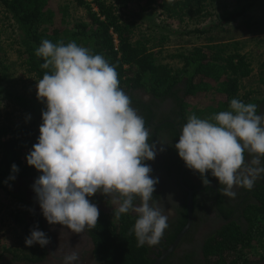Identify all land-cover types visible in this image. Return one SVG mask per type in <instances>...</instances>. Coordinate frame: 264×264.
<instances>
[{
	"label": "clouds",
	"instance_id": "1",
	"mask_svg": "<svg viewBox=\"0 0 264 264\" xmlns=\"http://www.w3.org/2000/svg\"><path fill=\"white\" fill-rule=\"evenodd\" d=\"M35 55L47 70L36 81L37 99L45 108L40 135L26 161L41 173L32 189L43 217L73 234L95 228L99 209L88 198L100 192L117 205L115 219L135 217L130 234L138 247L158 245L169 217L162 199H153L159 178L144 161L155 159L160 143L149 142L150 130L120 88L115 65L74 40L44 39ZM160 145L163 152L165 144ZM174 148L186 167L200 174L203 185L211 183L210 172L223 186L219 194L235 199V189H252L264 174V114H257L256 104L236 98L228 110L208 118L190 114ZM18 171L13 164L12 172ZM49 243L38 225L25 238L27 247ZM53 255L58 264L79 260L77 248Z\"/></svg>",
	"mask_w": 264,
	"mask_h": 264
},
{
	"label": "trees",
	"instance_id": "2",
	"mask_svg": "<svg viewBox=\"0 0 264 264\" xmlns=\"http://www.w3.org/2000/svg\"><path fill=\"white\" fill-rule=\"evenodd\" d=\"M74 1L86 11L88 22L69 27L64 11L58 6L59 0H0L1 7L18 32V49L15 52L18 59H21L24 72L33 78L36 85V81L47 71L40 67L43 59L35 55V49L44 39L53 43L63 40L65 44L74 40L78 45L89 47L94 54L104 56L110 64L115 65L120 88L131 97L132 107L143 117L145 126L150 130L149 142H155L157 130L163 129L168 133V153L173 152L178 156L174 144L178 142L179 131L190 114L208 118L219 111L228 110L231 99H239L242 80L253 72L252 62L246 55L239 53L236 43L229 44L224 37L212 35V29L217 30L220 25H213L205 31L191 32L203 36V42L172 55L171 58L181 64L179 69L172 70L158 60L145 40H134L131 24L123 19L127 14L129 0H114L113 3L106 0ZM135 1L140 3L141 10L157 9L169 18L176 17L181 21L192 14H203L209 0ZM245 30L248 28L245 27ZM8 60V50L0 44V80L11 70ZM138 90L148 95L150 100L144 103L133 97V91ZM0 93L13 98L27 116H35L36 119L28 126L14 124L9 119L0 125V177H5L0 181V187L4 188L5 184L13 181L10 177L25 179L41 175L34 167L28 166L26 156L40 135L41 112L45 105L38 101L36 92L26 97L4 91L0 87ZM166 100L171 101L168 116L159 117V103ZM248 103L257 105V114H264V97ZM166 119L171 122H165L159 129L155 128V125ZM144 163L148 164L149 161ZM182 163L180 159L178 168ZM13 164L18 167V172H12ZM206 176L210 181L215 179L210 172ZM251 196L252 199L246 200L241 209L243 221L225 223L206 236L200 264H248L262 260H251L245 255L256 246L264 253V182ZM89 200L99 209L96 227L86 229L94 244V255L98 263L153 264L152 246L145 244L138 247L135 235L130 234L135 217L127 214L117 220L113 217V208L117 205L111 200L100 203ZM186 223V213L183 217L180 213L177 222L170 224L164 232V241H160L163 249L173 243ZM196 226V223H192L180 243L194 233ZM26 237L28 235L14 249L2 247L0 242V257L7 253L23 255L28 259L35 247L25 245ZM190 258L182 256L180 263L193 264Z\"/></svg>",
	"mask_w": 264,
	"mask_h": 264
},
{
	"label": "rangeland",
	"instance_id": "3",
	"mask_svg": "<svg viewBox=\"0 0 264 264\" xmlns=\"http://www.w3.org/2000/svg\"><path fill=\"white\" fill-rule=\"evenodd\" d=\"M106 2L113 3L114 0ZM127 5V14L123 19L131 24L134 40H145L158 60L172 70L181 67L177 60L171 58L172 55L203 42V36L190 34L191 32L205 31L213 25H220L219 29H212V35L224 37L227 39L226 43H236L239 53L246 55L252 62L253 72L242 80L239 99L248 103L264 97V0H209L203 14H192L181 21L176 17L169 18L157 9L141 10L140 3L135 0L127 1ZM58 6L64 11L69 27L88 22L86 11L78 7L74 0H59ZM14 27L0 5V44L8 50V61L12 66L5 78L0 80V87L12 94L27 97L36 92V85L33 78L24 72L21 59H18L15 52L18 49L19 35ZM5 119L27 126L36 120L35 116H27L22 106L13 98L0 93V125ZM4 178L1 176L0 181ZM10 185L11 183L5 184L4 188L0 187V242L2 247L14 249L26 234H23L21 228L25 222L18 224L16 221L18 207L12 198L14 188ZM89 199L96 203L110 200L100 192ZM245 256L251 260H264V253L258 246Z\"/></svg>",
	"mask_w": 264,
	"mask_h": 264
},
{
	"label": "flooded vegetation",
	"instance_id": "4",
	"mask_svg": "<svg viewBox=\"0 0 264 264\" xmlns=\"http://www.w3.org/2000/svg\"><path fill=\"white\" fill-rule=\"evenodd\" d=\"M133 97H137L144 103L150 100L148 95L139 90L133 91ZM170 107V100L159 103V117L168 116ZM165 122H171V120L166 119V121L155 125V128L159 129ZM155 133V142L165 145L163 146L164 151L161 152L159 151L161 145L157 144V155L154 160L148 163L152 168L151 175L154 178H159V183L153 193V199H162L161 203L165 206V214L169 217L168 224L170 225L177 222L180 213L181 217L184 216V213L187 216L188 191H191L192 212L195 211L194 218L192 213V223L197 225L194 233L187 240L179 242L175 250L161 264H181L180 259L182 256H190L193 264H200L202 261L203 240L208 234L219 229L225 223L243 221L241 216L243 203L246 200H251L253 191L263 184L264 174L255 182L252 189H235L237 192L235 199L223 196L218 192L219 187H223L219 185L218 180L214 179L208 186H205L198 172L187 168L184 162L178 168L180 158L173 152H166L170 143L168 133L163 129L157 130ZM180 134L179 131V136ZM39 176L25 179L14 178L10 186L14 188L15 194L12 198L18 207L16 221L18 224L25 222L21 227L24 231L23 234L29 236L30 230L38 225L39 230L43 231L50 239V243L43 248L39 244H34L35 248L28 259H25L23 255L15 256L5 253L4 256L0 257V264H58L59 258L53 254L59 249L63 253L69 247L72 249L77 248L79 252L77 264H99L94 255V244L86 230L80 234H73L59 224L49 225L47 223L32 189V185ZM211 184L215 187L213 188ZM169 196H171V200H168ZM62 233L65 234L62 235ZM161 241L163 242L164 239L162 238ZM166 249L162 248L161 243L151 247L153 263L161 257V250ZM248 264H264V260Z\"/></svg>",
	"mask_w": 264,
	"mask_h": 264
},
{
	"label": "water",
	"instance_id": "5",
	"mask_svg": "<svg viewBox=\"0 0 264 264\" xmlns=\"http://www.w3.org/2000/svg\"><path fill=\"white\" fill-rule=\"evenodd\" d=\"M214 188L215 186L211 184ZM192 224V192L188 191V199H187V223L180 231V233L176 236L172 245H170L166 250H161V257L158 258L153 264H161L163 260H165L177 247L182 237L189 231Z\"/></svg>",
	"mask_w": 264,
	"mask_h": 264
}]
</instances>
